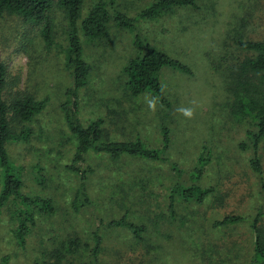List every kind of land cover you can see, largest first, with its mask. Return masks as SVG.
I'll return each instance as SVG.
<instances>
[{
	"label": "rangeland",
	"instance_id": "374dc122",
	"mask_svg": "<svg viewBox=\"0 0 264 264\" xmlns=\"http://www.w3.org/2000/svg\"><path fill=\"white\" fill-rule=\"evenodd\" d=\"M94 1L83 0L82 16L88 13ZM117 1L118 8H122L127 16H135L153 2ZM199 2L200 8L195 14L175 9L158 19L136 22L133 28H120L112 21L108 27L110 42L104 39L88 41L79 30L82 58L88 65V73L86 83L76 91L78 116L82 120L103 116L104 125L108 123L109 128V122L115 128L122 125L133 140L141 138L154 148L161 146L162 127H168L169 147L165 153L185 171L193 168L196 156L191 153L199 152L203 143L208 146L206 151L223 156L220 165L214 160L208 167L204 180L219 186L224 198L222 203L217 205L214 198L211 201L206 199L202 204L178 203L175 206L177 220L172 225L165 224L164 232L179 237L185 233L192 236L193 239L189 237L193 243L192 255L184 261L185 264H250L253 233L249 224L240 222L213 227L215 220L226 215L254 213L260 197L256 176L249 165L250 152L237 146L245 139L246 122L233 120L221 108L226 97L224 75L227 70L212 68L210 59L218 53L217 50H222L229 23L247 13L250 21L245 32L251 38L264 40V0ZM50 16L54 19V26L53 43L49 47L42 38L43 23L26 22L11 13L0 18V58L6 67L4 101L10 104L29 95L35 99L47 98L45 108L31 120L17 121L9 111L11 133L25 132L22 139L12 138L6 143V161L0 158V193L5 175L12 172L23 182L21 194L49 197L55 205V213L51 216L34 214L36 226L25 235L24 245H20L17 230L24 216L22 213H29L32 209L16 196L3 203L0 207V264H35L36 261L53 264L56 257L65 252L62 250L64 242L77 238L82 244H93L92 231L95 229L104 241L101 264H162L157 252H153L156 235H152L153 243L134 245L130 244L126 228L103 224L123 215L128 221L142 222L145 213L138 210L134 194L138 189L133 188L134 179L159 170L164 173L167 165L148 169L146 160L112 159L89 150L84 156L85 161L79 164L83 167L90 165L93 170L83 181L92 205L76 208L79 203L73 199L82 181L78 173L67 168L72 164L76 141L65 123L62 108L69 100L66 91L72 87L66 60L68 19L58 6ZM137 33L192 71L189 74L170 67L160 71L164 96L173 101L170 110L162 108L148 92L138 96L122 94L125 78L120 72L135 55L134 37ZM227 47L234 51L231 45ZM239 54L245 55L246 51ZM119 96L122 100L117 102ZM109 98L111 104L107 103ZM120 109L127 111L125 114L128 115L123 113L120 116ZM181 109H192V117L185 116ZM216 120L224 123L225 128L213 139L211 130ZM214 131L219 129L214 128ZM116 136L114 133L110 138L115 140ZM259 155L264 174V141L260 144ZM127 205L131 208H124ZM148 205L153 213L163 214L168 220L161 193L157 192ZM125 210L127 213H123ZM184 217L187 225L180 227L179 221ZM99 221L103 224L99 225ZM25 224L29 227L28 222ZM181 247L179 243L178 250ZM166 264L172 262L166 260Z\"/></svg>",
	"mask_w": 264,
	"mask_h": 264
},
{
	"label": "trees",
	"instance_id": "16d2710c",
	"mask_svg": "<svg viewBox=\"0 0 264 264\" xmlns=\"http://www.w3.org/2000/svg\"><path fill=\"white\" fill-rule=\"evenodd\" d=\"M83 0H0V18L5 13L20 16L26 22L43 23L42 38L49 47L53 43V18L50 12L55 6L61 8L68 19V34L66 46L67 68L70 70L72 87L66 92L69 100L63 103L64 120L70 132L75 138L76 146L72 158V164L67 166L72 172L80 175L81 184L75 192L73 200H77L79 210L84 206H91V202L86 195L83 181L88 173H92L90 165L83 167L79 163L85 161V154L93 150L97 154H104L112 159L139 158L146 160L151 169L168 164V173H171L172 185L167 188L168 203L166 205L168 214L164 217L151 211L150 201L157 194L153 192V186L163 185L161 179L154 182V177L141 176L136 178L133 188L138 192L135 199L138 203V210L145 213L142 215V222L126 220L125 215L119 219H112L105 224L107 227H123L129 233L130 244L138 245L157 234L159 226L165 221L173 222L177 220L174 214L175 208L180 204L198 203L204 200H213L220 205L223 201V194L218 185L205 183L208 167L214 160L220 165L223 156L220 157L211 150L206 151V144H201L199 152L193 151L196 157L193 168L185 171L180 169L176 161L165 153L169 147L168 127H162V143L159 148L146 145L141 138L135 140H109L103 127L104 118L82 120L79 118V103L76 91L81 88L87 80L88 65L82 58L81 35L86 39H104L110 42L109 24L114 21L120 28H133L141 20L152 21L160 18L164 14H169L175 9L187 10L190 14H195L200 8L199 0H153L146 8L140 10L135 16H127L118 8L117 0H95L88 13L82 16ZM203 5V3H202ZM248 16V17H246ZM250 21L248 13L245 16L235 18L230 22L229 29L225 32L222 41V50H217V54L210 59V65L214 69L225 68L224 85L226 97L221 103V108L229 114L233 120L246 122L245 139L238 143V148L242 151L250 152L249 165L254 172L258 185L260 204L255 212L249 215H226L213 222V227H225L227 225L247 222L253 233V255L250 264H264V174L259 155L260 144L264 141V40L251 38L245 32ZM137 33L134 37V44L137 46L136 52L124 65L120 75L124 76L122 84V94L138 96L143 92L152 94L165 110L173 106V101L164 96V88L159 81V73L164 67L178 69L192 73L191 69L177 59L170 57L165 51L150 44L149 41ZM232 46L234 51L227 47ZM246 51L245 55L239 52ZM6 67L0 58V158L4 162L7 158L6 143L12 138L20 140L23 138L22 131L14 135L10 131L8 114L12 111L13 118L17 121L31 120L36 114L41 112L46 105L47 98L35 99L33 96H25L7 104L3 99L5 89ZM170 110V109H169ZM171 112V111H170ZM121 115V113L119 114ZM218 128L219 131H214ZM225 128L224 123L216 120L212 127V138L220 134ZM215 146V142L212 141ZM202 149V150H201ZM209 149V148H208ZM221 149V148H220ZM223 149V148H222ZM201 151V152H200ZM219 151V150H218ZM217 151V154L219 152ZM197 152V153H196ZM132 161V160H130ZM144 163L143 161H140ZM145 164V163H144ZM224 166L223 164H221ZM206 167V168H205ZM153 173H163L159 170ZM135 178V175L134 177ZM23 182L21 178L12 172L5 175L3 187L0 193V207L9 197L16 196L32 210L22 213L24 215L17 230V237L20 245H24V237L36 226L34 214L51 216L55 213V205L51 198L38 195L21 194ZM82 197V198H81ZM15 199V198H14ZM221 200V202H220ZM76 204V202H75ZM177 204V206H176ZM130 205L124 206V208ZM176 206V207H175ZM213 206H216L213 203ZM131 208V206L129 207ZM123 213H127L125 210ZM122 213V214H123ZM29 223L27 227L25 223ZM163 222V223H162ZM142 223V224H141ZM162 223V224H161ZM180 227L187 225L185 217L179 221ZM145 235L148 238H145ZM93 244H82L80 239L70 240L63 243L65 252L60 253L53 264H101V253L104 251V241L95 229L92 231ZM6 264V263H2ZM35 264H39L37 261Z\"/></svg>",
	"mask_w": 264,
	"mask_h": 264
},
{
	"label": "crops",
	"instance_id": "0c3cea01",
	"mask_svg": "<svg viewBox=\"0 0 264 264\" xmlns=\"http://www.w3.org/2000/svg\"><path fill=\"white\" fill-rule=\"evenodd\" d=\"M117 99H118L117 102H119V100L120 101L122 100L121 96H119ZM110 101H111V98H109L107 103L111 104L112 101L111 102ZM105 110H106V108H105ZM107 111H109V110H107ZM126 112L127 111H124L122 109L119 110V114L121 113V115L123 113L125 114ZM126 115H128V113L125 114V116ZM96 118H99V117L97 116ZM96 118H94V119H96ZM109 123H111L110 128L108 127V123L106 125L103 124V127H104V129L108 135L109 140H112L110 138V135H112L114 133L117 134V136H116L117 139L115 138V140H118V141L133 140V138H131L130 136L127 135V131L124 127H122V125L118 128H115L114 126H112L113 125L112 122H109ZM164 165H167V167H168L166 169V172L147 174L144 176V178L153 176L154 182L158 179H161V181L163 182V185H157L156 187L153 186L152 188H153L154 194H157V192L161 193V196L163 197L164 206H165L164 212L166 211L169 214V212L167 211V208H166V205L168 203V198L166 195L168 193L167 188L172 185L171 179L172 178L174 179V177H172L171 173H168V170H169L168 164H164ZM174 214H175V212H174ZM172 223L173 222L167 221V222H164L161 227L159 226V231L157 232V234H154V235H156L154 243L152 242V236L148 239L149 241L145 240L144 242L154 244L153 252L154 253L157 252V254L159 255V259L162 262V264H166V260H168L169 263L172 262V264L174 262H176L177 264H185L184 261H187L188 258L192 255L193 243L190 242V239H189V237L192 238V236H190V234L187 235L185 233L179 237L178 235L173 236L174 234H172L168 231L164 232V225L165 224L172 225ZM167 228H169V226H166V229ZM145 238H148V236L145 235ZM179 243L182 246L180 248V250H178V244Z\"/></svg>",
	"mask_w": 264,
	"mask_h": 264
},
{
	"label": "clouds",
	"instance_id": "9594fccd",
	"mask_svg": "<svg viewBox=\"0 0 264 264\" xmlns=\"http://www.w3.org/2000/svg\"><path fill=\"white\" fill-rule=\"evenodd\" d=\"M152 106L154 107V105H152ZM180 111H182L183 114H184L185 116L189 117V118H191L192 115H193V111H192V109H181Z\"/></svg>",
	"mask_w": 264,
	"mask_h": 264
}]
</instances>
